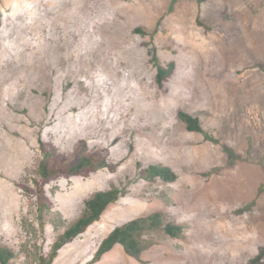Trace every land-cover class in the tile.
Listing matches in <instances>:
<instances>
[{"label": "rangeland", "instance_id": "rangeland-1", "mask_svg": "<svg viewBox=\"0 0 264 264\" xmlns=\"http://www.w3.org/2000/svg\"><path fill=\"white\" fill-rule=\"evenodd\" d=\"M82 141L114 169L48 184L41 230L24 189L40 146L71 155ZM154 164L177 180H145ZM115 188L53 264H87L116 227L155 213L182 236L149 232L139 260L117 245L95 264H264V0H0V245L38 264L87 199Z\"/></svg>", "mask_w": 264, "mask_h": 264}, {"label": "trees", "instance_id": "trees-1", "mask_svg": "<svg viewBox=\"0 0 264 264\" xmlns=\"http://www.w3.org/2000/svg\"><path fill=\"white\" fill-rule=\"evenodd\" d=\"M175 70V64L167 67L159 66L157 70V82L162 85L167 81ZM180 119L186 124L191 132L203 133L204 130L199 119L190 114L180 112ZM41 160L37 168L38 178L34 180L33 186H26L24 189L35 198L36 219L41 227L45 229L46 217L52 208L47 198L46 186L59 178L88 177L102 169H114L109 160V151L102 150L94 152L89 150L87 144L82 141L77 152L71 155L61 153L53 144L42 143L40 146ZM142 177L147 181L160 179L172 183L177 180V174L169 167L161 164H154L142 170ZM121 191L118 188L110 191H99L85 201V208L82 215L74 222L67 225L53 243L48 255H39L38 264H53L58 257L60 250L73 242L80 235L96 222H98L108 207L118 202ZM162 231L173 238H180L183 227L173 223H167L162 213H155L148 217L132 220L122 226L116 227L109 235L102 240L91 261L87 264L99 262L103 256L111 252L117 245L123 247L125 252L136 259L151 247L152 242L145 239L149 232ZM15 253L6 246L0 245V264H15Z\"/></svg>", "mask_w": 264, "mask_h": 264}, {"label": "bare ground", "instance_id": "bare-ground-1", "mask_svg": "<svg viewBox=\"0 0 264 264\" xmlns=\"http://www.w3.org/2000/svg\"><path fill=\"white\" fill-rule=\"evenodd\" d=\"M103 54V53H102ZM68 55V54H67ZM69 55L73 58L75 57H79L81 55V50L77 47L76 49H72L70 52H69ZM70 59V58H69ZM77 61V60H75Z\"/></svg>", "mask_w": 264, "mask_h": 264}]
</instances>
